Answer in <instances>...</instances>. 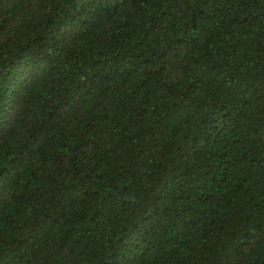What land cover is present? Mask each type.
<instances>
[{
	"label": "trees",
	"instance_id": "trees-1",
	"mask_svg": "<svg viewBox=\"0 0 264 264\" xmlns=\"http://www.w3.org/2000/svg\"><path fill=\"white\" fill-rule=\"evenodd\" d=\"M0 264H264V0H0Z\"/></svg>",
	"mask_w": 264,
	"mask_h": 264
}]
</instances>
